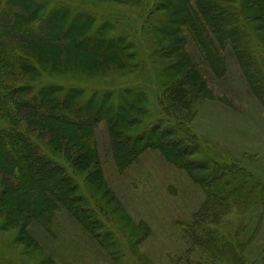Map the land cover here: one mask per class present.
I'll list each match as a JSON object with an SVG mask.
<instances>
[{
	"label": "rangeland",
	"instance_id": "obj_1",
	"mask_svg": "<svg viewBox=\"0 0 264 264\" xmlns=\"http://www.w3.org/2000/svg\"><path fill=\"white\" fill-rule=\"evenodd\" d=\"M44 1L42 5L47 12L50 8H65L73 13L71 24L78 15H92L94 24L98 22L106 29L103 34L112 35L116 31L125 47L121 65L106 66L108 62L104 64L101 60L104 65L97 70L89 62L90 49L83 53L74 51L69 57L67 73L46 74L39 70L30 80L32 89L58 86L80 90L94 104L93 108L99 103L105 109L114 105L119 107L117 114L128 99L130 106H126L124 115L121 113L124 120L119 122L124 131L119 135L132 139L143 135L146 140L152 131L167 132L168 140L188 149L180 163L191 168L183 171L177 162L146 148L139 151L134 163L124 167L125 153L121 154L124 150L119 152L113 147L111 130L104 119L96 124L92 137L104 186L97 193L93 187L95 181L88 182L86 175L76 172L66 157L48 144L50 138L44 136L43 140L35 141L36 155L59 167L73 180L79 188L77 198L83 202L73 208L79 207L88 214L82 223V216L56 203V207H50L56 208L51 218L42 220L44 224L39 219H30V211L17 216L13 207L3 205L1 200L5 187L20 186V175L15 170L13 178L5 180L0 173V264H264L261 82L249 70L242 69L231 52L222 49V75L215 77L209 69L202 72L209 94L194 100L191 112L173 115L167 111L168 103L163 98L169 81L162 68L177 55L165 60L154 52L171 45L173 39L162 35L164 30L171 29L160 28L159 21L168 19L181 7L180 3L163 2V10L157 16L152 14L151 19L142 13L144 9L148 13L159 0H130L128 4L118 0H102L98 4L91 0ZM4 3V0L0 2V23L10 8ZM32 28L39 33V29ZM82 33L78 31L75 38ZM251 41L255 46L254 67L262 74L264 83L263 45L256 38L251 37ZM183 52L202 70L205 58L194 43L186 41ZM165 73L173 75L172 71ZM34 94L32 90L27 99ZM126 114L131 119L129 125ZM237 170L240 177L234 178ZM204 180L227 195L232 192L231 198L236 199L233 202L228 199L227 209L218 210L214 223L206 222L214 240L208 249L189 231L211 202L208 182ZM91 222L94 225L89 229L87 225Z\"/></svg>",
	"mask_w": 264,
	"mask_h": 264
},
{
	"label": "trees",
	"instance_id": "obj_2",
	"mask_svg": "<svg viewBox=\"0 0 264 264\" xmlns=\"http://www.w3.org/2000/svg\"><path fill=\"white\" fill-rule=\"evenodd\" d=\"M91 1L97 4L102 2ZM118 1L123 4L130 2ZM4 2L10 8L0 23V173L7 180L13 178L16 170L20 175V186L4 188L1 200L3 205L13 207L17 216L30 211V219H39L44 224L42 220L47 216L51 218V212L56 209L50 207H56V203H59L67 206L76 216H82L83 223L88 211L73 208L83 203L81 198H77L78 186L59 167L51 166L46 159L36 155L35 141L48 136V144L54 151L64 155L76 172L86 175L88 182L95 181L93 187L98 193L104 190V186L100 181L99 167L92 149V137L96 124L104 119L111 130L113 147L119 152L124 150L121 153H125L124 167L134 163L139 151L146 148L159 152L170 162H177L183 171L191 168L184 162L180 163L188 149H182L175 141L168 140L167 132L160 134L152 131L146 140L143 135L140 136L142 138L134 139L119 135L124 131L119 122L124 120L126 106H130L128 99L123 101L124 109L117 114L119 107L114 105L105 109L99 103L97 108H93L94 104L86 100L80 90H64L58 86L32 89L30 80L37 76L39 70L46 74L54 71L67 73L66 67L70 68L67 65L69 57L74 51L83 53L90 49L92 59L89 62L93 70L103 66L106 61V66L113 63L121 65L125 45L120 34L116 31L112 35L103 34L106 29L98 22L94 24L95 18L89 14L78 15L71 24L70 14L73 13H68L65 8H50L51 11L47 12L46 6L42 5L44 0ZM163 2L167 3L168 0H159L148 13L144 9L142 16L148 14L153 19L152 14L157 16L163 10ZM176 3H180L181 7L168 19L162 17L165 20L159 21L160 28L171 29L164 30L162 35L171 37L172 43L154 52V55L165 60L177 55L172 63L167 62V67L162 68V74L169 81L163 93L168 103L167 111L173 115L189 113L194 100L209 94L202 72L209 69L215 77L222 75V49L231 52L242 69L253 73L250 75L261 82L259 84L264 90L262 74L254 67L252 51L255 46L251 41V37L256 38L264 49V0H176ZM171 18H174L173 21ZM155 20L153 23H156ZM32 27L39 29V33ZM78 31L83 33L75 38ZM186 41L194 43L205 58L202 70L189 54L183 52ZM38 56L45 59L41 60ZM165 71H172L173 75L169 76ZM32 90L35 94L28 100ZM125 119L129 125L131 119H128L127 114ZM139 144H142V148ZM237 171L234 178L240 177V171ZM204 181L209 186L210 181ZM207 190L211 202L199 215L197 223L189 227V231L208 249L214 240L206 222L214 223L217 220L215 214L218 210L227 209L228 199H232L233 194L229 192L228 196L224 190L211 188V185ZM235 200L233 198L230 201ZM93 225L94 222H91L87 228Z\"/></svg>",
	"mask_w": 264,
	"mask_h": 264
}]
</instances>
